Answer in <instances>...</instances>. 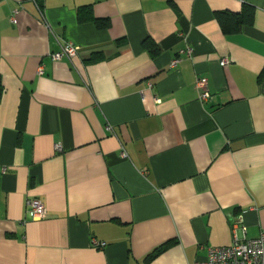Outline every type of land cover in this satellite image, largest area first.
Listing matches in <instances>:
<instances>
[{
  "label": "crops",
  "instance_id": "crops-1",
  "mask_svg": "<svg viewBox=\"0 0 264 264\" xmlns=\"http://www.w3.org/2000/svg\"><path fill=\"white\" fill-rule=\"evenodd\" d=\"M0 79V264H194L264 231V0H0Z\"/></svg>",
  "mask_w": 264,
  "mask_h": 264
},
{
  "label": "built area",
  "instance_id": "built-area-1",
  "mask_svg": "<svg viewBox=\"0 0 264 264\" xmlns=\"http://www.w3.org/2000/svg\"><path fill=\"white\" fill-rule=\"evenodd\" d=\"M79 47L71 43H66L60 47L57 52L51 53L54 60H60L62 58L71 59L77 55ZM191 50H188L186 55L189 56ZM176 60L171 62L174 65ZM229 63L227 58H223L220 61V65L224 66ZM196 88L199 90V100L206 102L210 99V93L207 89V78L198 77L196 81ZM158 98H155V102H159ZM107 129L111 128L107 126ZM56 149H60L58 146ZM125 155V153H122ZM29 208L34 219H42L45 217L44 204L39 199H31L29 201ZM241 232H244V228H241ZM96 243V242H95ZM98 245V243H96ZM101 244V243H99ZM194 264H264V231L255 239L239 240V237L235 235L233 243L227 246L208 247L207 253L204 259L198 260Z\"/></svg>",
  "mask_w": 264,
  "mask_h": 264
},
{
  "label": "trees",
  "instance_id": "trees-1",
  "mask_svg": "<svg viewBox=\"0 0 264 264\" xmlns=\"http://www.w3.org/2000/svg\"><path fill=\"white\" fill-rule=\"evenodd\" d=\"M254 8L250 5H244L239 12H228L219 11L215 14L217 21L224 33L237 32L241 26L250 25L253 21ZM156 49H151V53H155ZM2 83L0 79V97L2 94ZM170 242L159 246L157 249L149 253L148 259L154 257L159 252H161Z\"/></svg>",
  "mask_w": 264,
  "mask_h": 264
}]
</instances>
